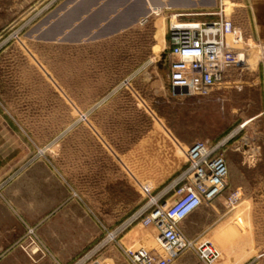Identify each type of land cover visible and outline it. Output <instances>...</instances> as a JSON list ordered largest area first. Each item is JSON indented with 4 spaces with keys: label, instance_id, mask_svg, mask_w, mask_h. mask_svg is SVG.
Here are the masks:
<instances>
[{
    "label": "rangeland",
    "instance_id": "374dc122",
    "mask_svg": "<svg viewBox=\"0 0 264 264\" xmlns=\"http://www.w3.org/2000/svg\"><path fill=\"white\" fill-rule=\"evenodd\" d=\"M165 1L152 0L159 14L140 23L146 0H0V159L22 160L18 175L40 194V213L25 215L18 243L29 257L130 264L128 256L145 248L166 259L156 229L133 217L187 169L186 150L208 141L234 175L219 197L225 206L205 205L193 232L189 221L182 232L193 248L210 242L215 264H264L250 251L255 232L239 208L242 145L264 143L254 87L262 55L250 42L254 68L235 69L212 93L173 97L168 32L173 15L188 13ZM224 2L189 15L215 20ZM238 8L237 1L222 7L229 17ZM246 117L255 121L242 124ZM257 155H248L249 165ZM259 225L264 243L263 216ZM180 260L202 264L193 250Z\"/></svg>",
    "mask_w": 264,
    "mask_h": 264
},
{
    "label": "built area",
    "instance_id": "2783aa9c",
    "mask_svg": "<svg viewBox=\"0 0 264 264\" xmlns=\"http://www.w3.org/2000/svg\"><path fill=\"white\" fill-rule=\"evenodd\" d=\"M222 7H225L222 5ZM220 8L215 20L189 22L185 15H173L167 39L168 85L173 97H199L212 93L235 69L248 67V51L242 31ZM175 88H187L176 96ZM212 143L196 142L186 150L187 169L160 193H153L133 217L145 227H154L166 253L138 249L128 256L130 264H172L193 250L202 264H215L218 253L203 241L193 244L183 234L181 224L204 205L217 200L226 187L228 167ZM232 197L230 196L229 199ZM236 200V199H235Z\"/></svg>",
    "mask_w": 264,
    "mask_h": 264
},
{
    "label": "crops",
    "instance_id": "0c3cea01",
    "mask_svg": "<svg viewBox=\"0 0 264 264\" xmlns=\"http://www.w3.org/2000/svg\"><path fill=\"white\" fill-rule=\"evenodd\" d=\"M150 1L152 2V0ZM225 1H229L231 5L235 1L239 3L238 16L236 17L234 11V14L230 16L231 20L242 31L246 44L252 42L262 55V60L257 68L258 75L257 80L254 82V87L257 93V103L261 106V112L255 117V120L261 121L264 127V0ZM171 2V6L173 5L177 12L188 13V15H185L187 18L185 21L201 22L191 19L195 18L194 16L196 15L189 14L196 9L213 8L217 0H175V2L171 0ZM147 4L149 5L148 1ZM147 14L145 11L143 18ZM164 60H168L167 55ZM244 85L247 86L248 83ZM176 98H180V96ZM248 120H251V118L246 117L243 119L242 124ZM255 120L252 119L250 123ZM247 126L245 131H248ZM242 128L240 127L241 132ZM242 147H245V149L240 153L239 208L241 216L251 217V230L255 232V235L251 238L252 245L249 248L252 252L254 250L257 258H259L264 257V243L260 242L258 234L260 217H264V143L262 145L245 144V146L243 144ZM254 151L259 153V155L256 156L255 163L249 165L248 155H251ZM226 164L228 176L230 174L229 177L232 180L231 177L234 172L229 168L227 161ZM22 167V160L0 159V264H56V258L29 257L18 246L19 239L24 232L25 215H39L40 213L39 191L35 187V183L30 185V188L28 187L29 185L25 184L24 176L18 175V170L22 169ZM235 175L237 174L235 173ZM225 200L226 197H223V199L219 198L216 201L224 207ZM203 207L185 220L182 224L184 229L187 228L186 224L189 221L188 223L190 224L187 230L190 228L193 232L194 227H197L198 223L195 222L191 225V220L201 212ZM184 263L183 260L179 259L172 264ZM256 264H259V261H256Z\"/></svg>",
    "mask_w": 264,
    "mask_h": 264
},
{
    "label": "bare ground",
    "instance_id": "6f19581e",
    "mask_svg": "<svg viewBox=\"0 0 264 264\" xmlns=\"http://www.w3.org/2000/svg\"><path fill=\"white\" fill-rule=\"evenodd\" d=\"M148 2H149V11H148V14L140 21V23H145L146 22V20L149 18V17H151L152 15H158L159 14V12H160V8H158V7H155L154 6V4L150 1V0H147ZM165 2H167L166 3V7L165 8H167V9H170L171 8V3L169 2V1H165ZM223 2V1H222ZM228 5H231V3L229 2V1H225L224 2V6H228ZM253 51L252 52H254L255 50H254V48L252 49ZM251 53L249 54V58H248V65L250 66V67H253L254 68V66H256L255 65V63L253 62V60L251 59ZM154 244L159 248V249H161V246H160V244H159V238H158V235L156 234V237H155V242H154Z\"/></svg>",
    "mask_w": 264,
    "mask_h": 264
},
{
    "label": "water",
    "instance_id": "95a60500",
    "mask_svg": "<svg viewBox=\"0 0 264 264\" xmlns=\"http://www.w3.org/2000/svg\"><path fill=\"white\" fill-rule=\"evenodd\" d=\"M75 11H76V9H73L72 11L67 12V15H65V17H66V16L68 17L69 14H72V16H74ZM85 15H87V13L83 14V16H85ZM83 16L81 15V16H79L78 18L76 17L75 20L73 21V23H72L71 25H69L67 28H63V29L59 30V32H58V36H65L66 31H67V32H71V31H72L71 29L73 28V25H74V24H76V23H81V22H82V20H83ZM133 23H134V22H133ZM67 34H68V33H67ZM173 93H174V95H176V96H179V95H187V94H188V90H187V88H175V89L173 90Z\"/></svg>",
    "mask_w": 264,
    "mask_h": 264
}]
</instances>
